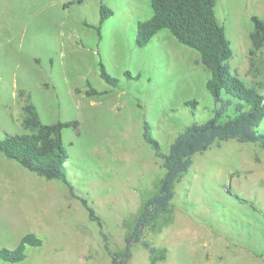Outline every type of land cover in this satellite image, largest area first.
Instances as JSON below:
<instances>
[{
	"label": "rangeland",
	"instance_id": "374dc122",
	"mask_svg": "<svg viewBox=\"0 0 264 264\" xmlns=\"http://www.w3.org/2000/svg\"><path fill=\"white\" fill-rule=\"evenodd\" d=\"M150 2L0 0V138L26 131L28 101L43 123L69 122L65 171L78 196L0 153V249H15L27 233L42 240L26 246L23 260L0 264H111L103 235L112 252L124 251L142 201L165 171L143 139L144 123L167 152L187 125L213 115L209 72L195 50L166 29L137 43ZM101 3L112 14L100 23ZM215 10L232 48L229 71L264 95V46L253 49L250 40L251 16L264 19V0H216ZM100 64L114 84L100 76ZM257 129L264 132V119ZM173 189L168 209L144 230L155 251L136 243L126 264H264L258 143L229 139L196 153Z\"/></svg>",
	"mask_w": 264,
	"mask_h": 264
},
{
	"label": "trees",
	"instance_id": "16d2710c",
	"mask_svg": "<svg viewBox=\"0 0 264 264\" xmlns=\"http://www.w3.org/2000/svg\"><path fill=\"white\" fill-rule=\"evenodd\" d=\"M150 5L152 15L139 23L137 43L145 45L158 31L166 29L179 43L195 50L209 72L206 86L214 102L213 115L201 123L187 125L170 143L167 152L161 150L159 142L150 134V126L144 123L143 139L154 155L161 159L165 171L157 191L142 201L136 221L124 238V251L121 254L112 252L103 235L111 264L128 263L132 256L131 248L136 243L151 253L155 251V247L144 239V230L160 212L168 209L175 194L173 184L189 170L196 153L229 139L258 143L264 148V132L257 129L264 119V95L229 71L227 62L232 56V48L224 26L217 19L216 0H151ZM111 14L112 11L101 3L100 23ZM251 21V44L253 49H259L264 46V19L252 15ZM100 76L108 83L114 84L116 81L102 64ZM223 92L237 100L232 116L227 114V110L233 100L223 98ZM88 93L97 92L91 88ZM184 104L196 106L197 102L187 100ZM23 111L25 117L22 125L26 131L6 133L0 138V153L48 180H61L69 187L70 194L77 198L65 171L68 154L62 139V129L70 123H43L36 106L29 101L23 106ZM230 189L228 187L227 191L230 192ZM234 196L238 197L237 194ZM79 199L88 211L89 219L99 223L93 206L86 198ZM41 243L38 236L27 233L15 249L1 248L0 260L19 262L26 256V246H40Z\"/></svg>",
	"mask_w": 264,
	"mask_h": 264
}]
</instances>
